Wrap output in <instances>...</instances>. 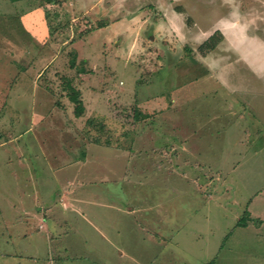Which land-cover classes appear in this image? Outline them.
<instances>
[{
	"label": "rangeland",
	"instance_id": "374dc122",
	"mask_svg": "<svg viewBox=\"0 0 264 264\" xmlns=\"http://www.w3.org/2000/svg\"><path fill=\"white\" fill-rule=\"evenodd\" d=\"M41 2L0 0V264H264V0H59L46 44Z\"/></svg>",
	"mask_w": 264,
	"mask_h": 264
},
{
	"label": "crops",
	"instance_id": "0c3cea01",
	"mask_svg": "<svg viewBox=\"0 0 264 264\" xmlns=\"http://www.w3.org/2000/svg\"><path fill=\"white\" fill-rule=\"evenodd\" d=\"M24 20H25V28H26V30L28 31V32H30V33H32L33 34V36H35L36 37V41H38V42H40V43H42V44H46V42L48 41V39H49V37H50V27H49V25H48V20H47V17H46V12H45V9L44 10H42V11H35L34 13H31L30 14V16H29V14H27L25 17H24ZM36 31V32H35ZM85 37H88V35H86ZM45 69V68H44ZM21 77L22 76H20V78H19V80L21 79ZM36 77H39V76H36ZM35 77V78H36ZM30 82H31V84H32V86H31V91L32 92H38V91H40L39 93H45V92H48L49 94L51 93V92H49L44 86H41V85H39V83L37 82V81H33L31 78L30 79H28ZM17 84H18V81H15V84L14 85H10V88H9V90H8V92L7 93H4V92H2V90L0 89V95L3 93V96H4V100H5V98H6V96H8V97H10V95H11V92H14V91H17V92H19L20 90L19 89H17L16 88V86H17ZM45 91V92H44ZM20 93V92H19ZM6 95V96H5ZM52 95V94H51ZM20 96H18L17 98H19ZM52 97H53V95H52ZM51 102H52V105H51V103H50V105H51V108H52V110H53V108H54V105L55 104H57V100L53 97L52 99H51ZM3 104V103H2ZM9 105V104H8ZM7 105V106H8ZM3 106H5V105H2V106H0V109H2V107ZM57 107H59V105L57 106ZM4 108H9V107H4ZM56 109V108H55ZM59 110V112H63V111H61L60 109H58ZM38 113V112H37ZM38 114H40V112L38 113ZM40 116H42V114L40 115ZM37 119V117H35V120ZM70 120H72L73 121V119H71L70 118ZM71 123H73V122H71ZM73 125V128H72V130H73V132H74V135H73V137L76 139V141L74 140V143L76 144V149L78 150V152L77 153H75L74 154V156L76 155L77 157L79 156V157H81V158H83L84 159V161L86 160V156H87V153L85 152V151H83L82 150V152H80L79 151V148H78V143L80 142L78 139H82V142L83 143H85L86 142V144H87V142H90V141H87L86 139L84 140V138L82 137V136H80L79 135V133H78V128H77V125L74 123V124H72ZM81 142V143H82ZM91 143H93V142H91ZM74 151V150H73ZM73 153V152H72ZM54 158H55V156H54ZM49 159H50V161H49V163L51 164L52 162V164L50 165L51 167H52V169H54V167H56V168H59L60 166H57L55 163H57V162H61V161H66V160H59L58 159V161L57 162H54L53 160V158H51V157H49ZM56 159V158H55ZM56 161V160H55ZM11 163V161L10 160H8L7 161V163ZM25 162H27V161H25ZM22 163H24V162H22ZM28 163V162H27ZM27 163H24L25 165H27ZM24 164H22V166L24 165ZM35 167V168H34ZM33 169V170H32ZM32 169H31V172H33V171H38L39 170V167H37V166H32ZM36 169V170H35ZM28 180V179H27ZM6 183V182H5ZM4 184V182H0V186H2ZM71 193H73L72 192V190L71 191H66V193H64L63 195H61V197H60V199H61V201L64 203V205H65V207L67 208V207H69V206H72V207H76V206H78L76 203H77V201H78V199H76L75 197H73V199H72V197H71ZM40 199H41V197L38 195V194H36L35 196H34V204H36V206L37 207H40L39 205H40ZM70 199H72V201H70ZM42 205L44 204V203H41ZM42 207V206H41ZM41 207H40V210H41ZM20 209H21V214H17V215H15L14 216V218L12 217V219L11 220H13V221H19L23 226L25 225V226H27L28 224H29V222L28 221H30V220H36L35 222H38L39 223V226L40 227H44L45 226V223L43 222V220H42V217L40 216V211H36V213L35 214H32L31 212H30V209L27 207V206H25V205H22L21 207H20ZM128 211H130V210H128ZM30 217H32V218H30ZM254 218L251 216V214H250V211H249V215H248V219H247V221H250V220H253ZM259 221V220H258ZM28 230L29 229H26L25 231H23L24 232V234H28Z\"/></svg>",
	"mask_w": 264,
	"mask_h": 264
},
{
	"label": "trees",
	"instance_id": "16d2710c",
	"mask_svg": "<svg viewBox=\"0 0 264 264\" xmlns=\"http://www.w3.org/2000/svg\"><path fill=\"white\" fill-rule=\"evenodd\" d=\"M12 2H18V1H22V0H11ZM56 1L59 0H43V2H41L40 4L44 6L45 8V12H46V17L48 18V10L46 8V4H54L56 3ZM105 22L100 23L99 26L104 25ZM51 33V31H50ZM213 36L212 35L209 39H207L206 41H204L200 46L199 49L201 51H204L206 49H210L212 47H214L215 43L213 42ZM76 51L73 50L71 53V58H70V65L72 66V68H74L76 70L77 73L82 74V73H86L87 71H89L90 69L85 67L82 63V65H79V62L76 61ZM85 61V60H84ZM43 73V72H42ZM47 90L48 87L44 86ZM63 91L65 92L66 96L69 98V100L74 104V109L73 112L75 114V116L79 117L81 115L84 114L85 112V106L82 100V94H81V90L76 86L73 78L65 76L64 77V83H63V87H62ZM105 128V127H104ZM104 128H100V131H103ZM90 141L93 143H97V144H102L105 146H117L120 147L119 144H115L113 142V140L109 137H105V136H101L100 134L98 135H92L90 136ZM248 215H249V211L246 209L244 211L243 216L240 218V220L237 221L236 225L237 226H244L247 224V219H248ZM209 264H214L213 260H211L209 262Z\"/></svg>",
	"mask_w": 264,
	"mask_h": 264
}]
</instances>
